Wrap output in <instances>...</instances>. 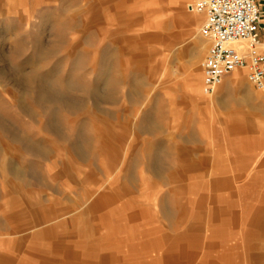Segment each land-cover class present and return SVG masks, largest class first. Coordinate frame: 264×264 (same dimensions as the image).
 <instances>
[{
	"label": "rangeland",
	"instance_id": "374dc122",
	"mask_svg": "<svg viewBox=\"0 0 264 264\" xmlns=\"http://www.w3.org/2000/svg\"><path fill=\"white\" fill-rule=\"evenodd\" d=\"M174 1L0 0V120L4 126L0 155L19 154V162L25 165L28 160L38 159L21 155L25 148L12 143L11 131L29 134L39 142L48 141L54 136L47 126H70L77 116L85 114L88 105L97 108L99 115L109 116L122 137L115 145L117 159L102 155L89 163L65 154L42 159L45 185L28 176L29 185L15 189L16 181L10 174L0 172V264H76L97 260L95 253L114 254L120 258L119 264H143L151 261L152 254L166 251L168 238L182 234L199 236L201 246L186 249L197 253L193 264L223 255L230 259L219 264H264V232L250 234L249 225L253 211L264 206V89L248 80L246 69L236 70L245 84L235 86L237 95L232 98L237 104L243 102L242 111L249 115L251 129L246 136H228L227 142L219 143L213 132L225 129L223 119L234 109V99L227 110L217 109L215 120L205 112L208 122H204L200 103L193 101L199 97L187 85L192 74L202 78V62L209 48V41L201 35L205 15L190 9L196 0H183L184 11L199 18L195 25H184L176 20ZM117 5L119 13L140 17L138 24L123 29V23L113 16ZM93 11L100 13L102 26L107 31L117 30L121 39L141 33H170L175 39L139 46L147 55L141 66L136 67L123 56L120 72L125 80L114 81L120 89L110 100L96 102L88 94H75L87 92L91 81H81L82 89L75 86L80 81H71L67 91L73 93L63 96L60 91H64V80H42L48 90L41 92L36 88L41 79L21 77L26 75L21 71L43 76L48 69L43 46L57 39L59 20H72L78 14L80 21H89ZM69 37L79 43L77 50L86 47L94 56L101 54L99 44L107 39L101 35L98 44L89 46L79 42L83 37L80 30L69 32ZM115 46L125 47L126 43L120 41ZM60 56L51 59V65L62 63L65 56ZM65 67L68 69L69 63ZM90 77L102 75L93 72ZM208 96L200 101L216 97ZM147 116L153 119L154 132L143 127ZM192 130L198 135L195 139L188 137ZM150 148L164 151L160 174L146 162ZM183 156L202 160V168L176 177L173 173L180 171ZM63 163L68 166L67 174L62 171ZM90 174L91 179H87ZM226 177L235 178L231 188L214 183ZM125 185L134 193L94 213L86 212L99 195ZM164 196L168 205L182 215L170 219L162 213ZM13 199L19 204H12ZM26 199L33 204L41 201V208L66 213L36 223L32 209L25 205ZM225 207L229 214L212 217L217 208ZM133 212L140 214L131 217ZM195 226L201 228L193 233ZM51 227L55 228L54 234L36 235ZM148 238L152 246L142 247L141 242ZM210 243L215 246L209 247ZM149 253L151 257L145 256Z\"/></svg>",
	"mask_w": 264,
	"mask_h": 264
},
{
	"label": "crops",
	"instance_id": "0c3cea01",
	"mask_svg": "<svg viewBox=\"0 0 264 264\" xmlns=\"http://www.w3.org/2000/svg\"><path fill=\"white\" fill-rule=\"evenodd\" d=\"M106 0H101L104 3ZM176 4V20L181 22L184 25L192 26L198 22L197 15H190L186 11H184L183 0H175ZM101 3V4H102ZM118 5L115 7V11L113 13L114 18L119 19L121 23H123V29L130 30L134 25L138 24L141 20L140 17L136 16L134 13H119ZM150 12L146 13L149 14ZM78 15V14H77ZM74 16L72 20L65 19L59 20L61 25L59 29L55 30L58 32L56 38L50 44H46L43 46L46 51L44 52L47 55V60H49L46 64L49 65L48 69L43 72V76H39L34 71H21L22 74H26L25 76H21L22 78L26 77L27 79H41V80H54L60 79L64 80L62 89L64 91H60L63 96L72 94L73 92L67 91L72 87L71 81H80V85H75L76 88L80 87L82 89L81 81H91L90 87L87 88V92L77 91L75 94H88L90 95L96 102L100 100H110L111 96L114 95V92L120 89L119 85H116V82L125 80V75L120 72L121 67L123 66V56H126L134 65L141 66L142 63L146 60L147 55L144 51H140L138 49L139 46H145L149 41L153 40H165L168 43H171L175 37L169 34H154V33H141L138 36H130L121 39L118 36V32L116 31H107L104 26L101 24L102 17H100V13L93 11V14L90 17L89 21H80L79 18ZM64 25V26H63ZM80 28V29H79ZM80 30L83 32V37L79 41L81 43L87 44L89 46H95L99 43L101 35L102 39L101 45L99 47L102 49L101 54L91 55L90 51L86 47H81L79 50L76 47L79 43H73L70 40L69 32ZM260 37L261 41L264 43V5L262 8V17L260 23ZM110 38V39H108ZM107 40V41H106ZM120 41H125V47H117L116 44ZM114 44V46H113ZM63 54L65 59L61 61L62 63L58 65H51V59L56 57H61ZM197 58L200 55L196 56ZM60 62V61H59ZM65 63V64H64ZM66 63H69L68 69H66ZM21 70H23L21 68ZM17 72L19 69L17 67ZM99 73L102 75L101 78L90 77L92 73ZM33 77V78H32ZM42 77V78H41ZM116 81V82H114ZM244 79L237 72L231 73L229 76L225 78L223 83L220 85V90L217 91L214 95H216L215 99H210L209 101H200L203 99V74L202 78L196 77L194 74L191 75L188 81V89L194 93L195 96L199 97L194 99V102H198L199 108L204 111V122H208V118L206 117V113L208 112L212 120H215V113H219L217 109L226 108L231 103L229 101L232 97H235L237 94L236 85L243 86ZM140 85V84H139ZM39 94V92H38ZM214 95L208 96L213 97ZM249 96L250 93L247 92ZM207 96V95H206ZM234 99V98H232ZM233 107L234 109L225 114L224 121L227 123L225 129L223 131L216 130L213 132L214 136H216L219 143L227 142L228 136H246L249 134V130L251 129V124L247 119L249 115L243 114L242 105L243 102L240 101L238 104L234 99ZM68 106V105H67ZM85 110V114L79 115L75 118L74 121L70 124V126L64 127L62 124L56 125L55 123H51L49 126V130L53 134V138L48 141L39 140L29 137V134L20 132V131H11V139L12 143H16V145H22L25 148V152H21V155H34L39 156L38 159H31L26 161L28 164L19 162V154H11L0 155V172L1 174H10L14 182V188H26L29 183L26 180V177L31 176L37 183L41 185H45L44 176L42 173V159H45L49 155H75L79 158L85 159L89 161V163L93 162L97 158L102 155H109L110 158L117 159L115 153H117V149L115 147L116 142L121 140L120 134L115 130L110 122L109 116H101L98 114V109L95 107H91L88 105ZM227 110V108H226ZM221 112V110H220ZM53 124V125H52ZM144 129L148 132H154L156 126L154 125L153 119L149 116L144 118ZM3 122L0 120V133H3ZM190 138H197L198 135L195 131H190L188 134ZM148 155L145 157L148 167L155 171L156 173H161L160 164L164 158L163 150H158L154 148H150L147 150ZM182 163L179 172H174L173 175L176 177H184L189 175L191 171L202 168L203 161L189 158L187 156H183ZM68 166L63 163L62 171L67 174ZM59 174H56L55 178L58 177ZM131 179H133V174L131 172L128 173ZM172 176V174H171ZM92 174L88 176L87 179H91ZM235 180L234 177H226L219 178L215 181V184L218 186H226L231 188L232 182ZM134 191L129 186H123L121 189L114 190L109 194L99 195L90 205L87 213L99 210L104 208L109 204L115 203L118 198H121L127 194L131 195ZM24 202V201H23ZM41 201H37L36 204H33L31 199L25 200V205L32 209V214L35 217V222L41 224L42 222L49 221L51 219L57 218L63 215V213H57L53 210H48L41 208ZM12 204L18 205L19 201L13 199ZM162 213L167 218H174L178 216L177 214H181V212H176L173 207L168 205L167 197L164 196L161 199ZM38 207V208H37ZM85 212V213H86ZM229 214L230 211L225 208H217L213 212V218L219 217L221 215ZM140 212H133L131 217L138 216ZM182 215V214H181ZM235 216V215H234ZM250 225V234H256L259 232H264V206L257 207L252 214L251 220L249 221ZM201 227L195 226L192 229V232L198 231ZM220 232L221 229L218 228ZM55 228L51 227L48 229H44L41 232H37L36 235H52L54 234ZM217 231L214 229V232ZM249 234V233H248ZM197 235H189L182 234L176 239H170L168 241V248L163 253L156 252L155 255L150 253L145 256H150L151 261L149 263L143 264H193L196 259L197 253L194 251L186 250L188 247H200V239L197 238ZM142 247L152 246L151 240L145 239L142 242ZM134 245L133 249H135ZM215 244L210 243L209 247H214ZM96 259L92 262L89 261H81L76 262V264H119L120 258L115 256L114 254H97L95 253ZM72 258L75 256L73 254ZM219 259L206 258V262H201V264H219L221 260L230 259V256L223 255L218 257Z\"/></svg>",
	"mask_w": 264,
	"mask_h": 264
},
{
	"label": "built area",
	"instance_id": "2783aa9c",
	"mask_svg": "<svg viewBox=\"0 0 264 264\" xmlns=\"http://www.w3.org/2000/svg\"><path fill=\"white\" fill-rule=\"evenodd\" d=\"M264 0H196L192 11L205 15L201 35L209 41L202 62L203 90L214 95L225 78L246 69L248 80L264 89V43L260 23Z\"/></svg>",
	"mask_w": 264,
	"mask_h": 264
},
{
	"label": "bare ground",
	"instance_id": "6f19581e",
	"mask_svg": "<svg viewBox=\"0 0 264 264\" xmlns=\"http://www.w3.org/2000/svg\"><path fill=\"white\" fill-rule=\"evenodd\" d=\"M33 78V77H32ZM42 78V77H41ZM59 83V82H58ZM61 86V85H60ZM63 86V85H62ZM61 86V87H62ZM39 91L44 92L45 90H48V87L46 85V83L42 80H38L37 82V87H36ZM60 88V87H59ZM50 90V89H49ZM52 92V91H51ZM204 92V90H203ZM54 94V93H53ZM205 94V93H204ZM48 95L52 96V93H48ZM207 95V94H206ZM48 97V96H47ZM38 101V100H37ZM39 103H41V101H38Z\"/></svg>",
	"mask_w": 264,
	"mask_h": 264
}]
</instances>
